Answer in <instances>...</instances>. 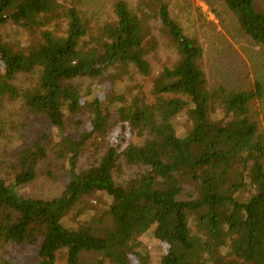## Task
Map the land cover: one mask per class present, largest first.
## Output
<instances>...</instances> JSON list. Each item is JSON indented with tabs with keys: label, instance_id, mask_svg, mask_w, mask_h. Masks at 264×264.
<instances>
[{
	"label": "trees",
	"instance_id": "obj_1",
	"mask_svg": "<svg viewBox=\"0 0 264 264\" xmlns=\"http://www.w3.org/2000/svg\"><path fill=\"white\" fill-rule=\"evenodd\" d=\"M221 1L264 49V12L255 0ZM63 2L0 0V29L44 28L42 41L26 51L5 44L0 33V115L8 97L22 98L53 128L46 144L22 151L14 179L0 177V249L37 248L36 264H56L60 251L68 264H85L92 253L102 256L95 264H132L134 257L143 259L141 241L153 230L167 246L162 264H264V136L252 114L263 85L211 90L199 64L202 45L185 34L166 0H115L111 16L96 27ZM154 21L162 23L179 60L163 71L150 96L127 106L125 94L150 74L145 42ZM35 71V86L15 85L19 75ZM82 78L115 85L111 105L123 125L149 135L141 145L109 146L87 170L80 168L83 152L95 135L107 134L109 113L99 95H82L74 84ZM83 113L88 128L76 139L66 132L67 119ZM50 148L65 161L69 183L59 198H25L21 189L37 179ZM123 165L148 170L121 186L115 174ZM185 185L195 191L189 200L182 199ZM95 196L109 204L104 217L112 226L102 235V220L87 202ZM0 264L21 263L4 258Z\"/></svg>",
	"mask_w": 264,
	"mask_h": 264
},
{
	"label": "rangeland",
	"instance_id": "obj_2",
	"mask_svg": "<svg viewBox=\"0 0 264 264\" xmlns=\"http://www.w3.org/2000/svg\"><path fill=\"white\" fill-rule=\"evenodd\" d=\"M134 3L136 0H127ZM171 8L173 18L183 28L185 34L196 39L204 50L199 64L206 74L208 87L211 90L224 89L229 93L256 89L257 84L264 88V49L255 45L240 29L237 18L227 9L221 0H166ZM115 0H64V9L75 7L86 21L94 27L106 21L112 14ZM256 9L264 12V0H255ZM3 41L17 49L29 50L42 41L44 28H18L8 24L0 29ZM147 61L150 64V74L147 77L136 79L137 87L125 94L126 104L130 105L133 99H143L152 94L156 81L163 71L175 65L179 55L170 43L160 21L151 24L150 34L146 38ZM40 78V72L21 74L15 85L20 89L35 86ZM79 86L82 95L91 98L99 95L104 108L108 109L107 134L95 135L83 152L80 168L87 170L97 165L105 155L109 146L124 142L137 145L149 139L147 132L139 134L132 131L120 120L115 105H111L116 95L115 85L104 83L101 80L82 78L74 82ZM136 86V85H135ZM68 116L66 132L78 139L88 128L89 115ZM252 114L260 125V133L264 136V96L253 105ZM78 121V123H75ZM81 121L82 123H80ZM85 123V125L83 124ZM184 128L190 129L192 121L182 118ZM48 137H53V128L45 116L31 113L22 98H7L0 115V177L5 180L15 178L19 169V157L22 151L35 144H46ZM144 166L123 165L122 172L116 173L118 185L124 186L131 179L139 178L147 172ZM51 172L52 175H49ZM69 183L68 169L65 161L58 160L52 148L49 150V159L40 164L37 179L21 189L25 198L37 200H52L63 195ZM193 186L185 185L183 200L191 199L194 194ZM90 208L101 223V235L112 221L104 217L109 208L108 200L104 196H95L87 199ZM85 215L82 220H87ZM103 218V219H102ZM86 222V221H85ZM88 223V222H87ZM141 253L143 259L134 257L132 264H162V258L167 253V246L155 238L153 230L142 239ZM8 258L21 264H36L38 249L31 247H8L0 249V260ZM100 254L85 255V264L99 263ZM56 264H68L66 251L57 254ZM103 264H110L105 262Z\"/></svg>",
	"mask_w": 264,
	"mask_h": 264
}]
</instances>
